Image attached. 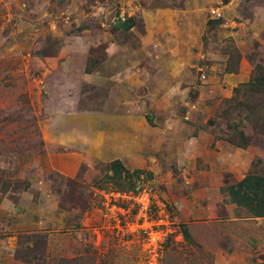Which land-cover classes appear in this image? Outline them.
Instances as JSON below:
<instances>
[{
    "label": "rangeland",
    "instance_id": "1",
    "mask_svg": "<svg viewBox=\"0 0 264 264\" xmlns=\"http://www.w3.org/2000/svg\"><path fill=\"white\" fill-rule=\"evenodd\" d=\"M125 147L149 181L107 179ZM237 149L264 166V0H0L1 256L264 264V221L201 194Z\"/></svg>",
    "mask_w": 264,
    "mask_h": 264
},
{
    "label": "crops",
    "instance_id": "2",
    "mask_svg": "<svg viewBox=\"0 0 264 264\" xmlns=\"http://www.w3.org/2000/svg\"><path fill=\"white\" fill-rule=\"evenodd\" d=\"M132 149V147L118 148L114 153L119 159L111 162L110 178L107 179L114 181L119 186L124 183L130 187L151 179L152 175L148 172L131 170L123 161L124 158L121 156L126 152H131ZM257 155L252 153L251 149H247V151L237 149L234 153H229L228 164L233 165L235 162L240 161L239 164L241 165L234 166L232 182L226 184L223 188L217 186L218 188H209L201 193L207 197L208 200L206 202L209 206L211 203L215 204V208L210 209L209 213L206 211L210 219L216 218L217 220L231 223L264 221V166L255 167L253 165ZM260 156L264 158L263 154ZM220 157L226 158V153ZM181 159L184 161L187 158L182 155ZM116 161H119V163L113 166ZM5 201L2 200L0 203V222L9 221L13 216H16L18 221V217L21 214L16 210L13 211L14 209H11L13 207ZM49 208L48 213L53 215V221H55V214L57 215L60 208L55 205H50ZM33 209L35 208L33 207ZM11 228L18 229L15 223ZM21 229L24 231L31 230ZM0 262H3L1 264H14L13 259L1 255Z\"/></svg>",
    "mask_w": 264,
    "mask_h": 264
},
{
    "label": "built area",
    "instance_id": "3",
    "mask_svg": "<svg viewBox=\"0 0 264 264\" xmlns=\"http://www.w3.org/2000/svg\"><path fill=\"white\" fill-rule=\"evenodd\" d=\"M146 196H148V195H146ZM144 201V200H143ZM148 197H147V202H142V207H144V209L145 208H147V206H148Z\"/></svg>",
    "mask_w": 264,
    "mask_h": 264
},
{
    "label": "trees",
    "instance_id": "4",
    "mask_svg": "<svg viewBox=\"0 0 264 264\" xmlns=\"http://www.w3.org/2000/svg\"><path fill=\"white\" fill-rule=\"evenodd\" d=\"M118 163H119V161L114 162V163H113V166H114L115 164H118ZM113 166H112V167H113ZM113 169H114V168H113ZM185 235L188 236V232H185ZM18 257H19V256H18ZM19 258H20V257H19Z\"/></svg>",
    "mask_w": 264,
    "mask_h": 264
}]
</instances>
